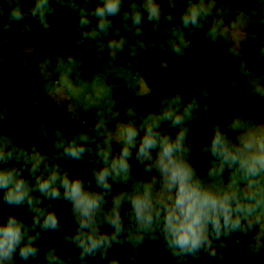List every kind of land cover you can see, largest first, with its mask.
I'll return each mask as SVG.
<instances>
[{
	"label": "clouds",
	"instance_id": "1",
	"mask_svg": "<svg viewBox=\"0 0 264 264\" xmlns=\"http://www.w3.org/2000/svg\"><path fill=\"white\" fill-rule=\"evenodd\" d=\"M64 7L76 14L67 22L78 19L76 30L90 42L89 50L113 60L126 48L133 58L155 50L145 22L159 32L165 20L174 19L164 15L159 0H131L127 6L126 0H98L91 11L66 0ZM5 9L9 25L19 24L20 34L32 33L30 20L45 32L52 28V0H32L27 8L21 0H2L0 13ZM215 9L216 0H194L180 16V27L194 33L213 18L208 40L226 37L228 29L214 18ZM89 17L98 23L93 26ZM10 42L5 35L0 48ZM187 47L183 39L159 44L162 54L181 58ZM229 53L239 60L242 80L236 85L246 83L250 101H264V68L249 63L238 49ZM257 58L264 65V47ZM79 64L73 57L61 61L59 79L45 85L48 93L79 95L70 79ZM20 67H28L27 59ZM208 95L188 98L177 92L157 111L138 116L133 107L120 111L98 93L86 130L33 125L50 145L26 146L0 135V203L5 206L0 264H74L71 255L60 254L63 248L78 250V264H93L97 257L121 264L114 254L129 248L131 264H139L149 245L158 249L151 254L155 264H167L169 254L176 264L205 256L229 264L245 240V251L264 260V123L214 120L206 142H199L194 124L210 111L204 103ZM11 111L0 110V120ZM206 157L208 167L202 170ZM82 163L90 174H80ZM56 235L60 239L41 258L43 244Z\"/></svg>",
	"mask_w": 264,
	"mask_h": 264
},
{
	"label": "rangeland",
	"instance_id": "2",
	"mask_svg": "<svg viewBox=\"0 0 264 264\" xmlns=\"http://www.w3.org/2000/svg\"><path fill=\"white\" fill-rule=\"evenodd\" d=\"M249 1L250 4L257 7L259 17L253 8L246 7L242 0H216L214 18L223 22L228 33L226 37H220L213 43L206 36L213 18H209L202 30H197L194 33L180 27V16L194 0H159L164 15L174 17L172 22L165 20L163 23L171 27L172 30H176L173 35L177 42L183 39L184 43L188 45L185 49L186 58L182 59L190 61L194 67H200L199 69L202 70V81L207 91L216 100L219 109L224 111L228 117L227 120L222 121V124L225 125L236 117L264 123V101H250L247 97L246 83H243V86L236 85L237 81L242 80L237 72L239 60L229 53L230 49H238L249 63H255L264 68V65L259 64L257 58L260 48L264 47V32H258L260 23L264 31V0ZM21 2L27 8L31 6L32 0H21ZM65 2L66 0H60V3H57V0H52L55 9L54 16L63 29H70L80 55H73L69 51L63 37L55 35L53 25L50 30L45 32L39 28L37 22L30 20L28 23L32 25V33L20 34L18 32L19 24L9 25L7 9L0 13V44H2L5 35L11 41L7 48H0V50L35 58L46 84H54L59 79L57 66L61 61L66 62L69 57L80 61L70 76L74 86L81 89L79 95L72 96L65 92L63 96H56L48 93L60 106L63 114L80 121L81 124L84 122L85 124L82 125L88 129L93 123L96 112L95 105L99 103L97 101L98 93L105 103L111 102L117 109L123 111L114 102L112 88L105 81L108 78H113L122 85L134 89L135 103L148 108L151 112L157 111L168 96L174 95L180 85L186 84L184 78H176L165 65H156L147 60L145 52H141L133 58L127 54L128 49L126 48L124 53L118 55L114 60L107 53L97 57L94 50H89L90 42L84 40L82 32L76 30L78 19H73L70 24L67 22L68 17L76 14L64 7ZM76 2L87 11H91L98 0H76ZM89 18L95 24L98 23L95 18ZM117 23L119 24V21ZM148 38L151 39L150 34ZM77 41L81 43L77 45ZM160 85H164L162 91L157 89ZM9 108L12 110L11 114L0 120V135L9 137L16 142L24 141L28 146L39 135L42 137L38 127H33V125L47 124L49 128L54 127L45 118L44 108L40 102L25 101L14 86L4 88L0 86V110ZM194 126L198 129L197 140L201 142L203 130L198 122ZM65 131L68 132V130ZM50 143V140H45L42 137L39 138L37 144L50 145ZM207 167L206 157L201 168L206 170ZM55 237L59 236H54L50 244H44L43 254L49 247L56 244ZM148 250L150 254L158 251L151 245ZM59 252L62 256L71 255L74 264H78L76 261L78 250L63 248L59 249ZM120 253L121 251L118 249L114 255L121 261V264H131L130 259L127 256L123 259ZM245 253L244 250L237 253L234 258L229 257V264H248L244 260ZM166 260L167 264H176L170 254ZM213 261L219 264V261ZM93 264H107V262L97 257ZM189 264H195V262L189 261Z\"/></svg>",
	"mask_w": 264,
	"mask_h": 264
},
{
	"label": "trees",
	"instance_id": "3",
	"mask_svg": "<svg viewBox=\"0 0 264 264\" xmlns=\"http://www.w3.org/2000/svg\"><path fill=\"white\" fill-rule=\"evenodd\" d=\"M246 7H252L253 11L256 12L259 17V12L256 6L250 4L249 0H242ZM127 3H131V0H126ZM50 23L54 27L55 35L62 36L67 44L69 51L73 55H80L77 50L75 40L73 35L68 29L67 32L58 24L57 19L54 15H50L48 17ZM148 32L151 36V40L156 43L155 50H149L145 52V58L150 60L152 63L156 65H165L167 64V68L170 72H172L176 78H184L186 80V84L180 85L177 92H182L188 98L193 95H200L202 92L207 91L204 82L202 81V70L200 67H194L193 64L188 60H183L181 57H175L171 52L161 53L159 44L161 41H166L168 39H175L173 35V31L171 27L167 24L162 23L160 25L159 32L152 31V25L145 22ZM92 25L96 24L92 22ZM258 32H264L262 29V24L260 23L258 26ZM27 59L28 67L21 68V61ZM6 61V62H5ZM106 83L112 88L113 91V99L114 102L121 108L125 109L127 107H133L138 116L144 115L145 113L151 112L148 108L144 106H139L135 103V90L122 85L119 81L108 78L105 80ZM45 80L43 79L38 62L35 58L30 56H25L21 54H16L13 52H5L0 50V86H14L17 88L19 94L22 98L27 102H40L42 107L44 108L45 118L50 124L54 126L59 123L61 127L68 131L74 130H86V127L81 124L80 121H76L72 119L70 116L62 113L60 106L56 103L54 99L48 94ZM158 91H162L164 89V85L158 86ZM176 92V93H177ZM208 92V91H207ZM208 96L204 98V103L211 105L210 111L199 114L198 124L200 128L203 130L201 134V142H206L207 135L211 133V129L213 127L214 120L216 122L222 123L228 119L226 113L219 109L218 103L211 94L208 92ZM39 137L36 138L30 145H36L38 143ZM80 174H90L89 166L86 163H82L80 165ZM2 196V194H0ZM5 206L3 203H0V214L3 213ZM0 222H2V216H0ZM56 241L60 239V237H55ZM47 243V242H45ZM44 243V244H45ZM43 244V248H44ZM49 243H47L48 245ZM247 246V241L245 240L243 245L237 246V253L244 251ZM43 248L40 253L41 258H43ZM121 251V257L127 256L130 257L131 250L129 248L119 249ZM66 257V256H65ZM244 260L248 264H264V260H261L256 257L250 256L247 252L244 255ZM35 264V262H33ZM139 264H155L154 261L151 260V254L148 248L142 249V257L139 261ZM195 264H216L215 261L210 260L209 257L202 258L200 261H195Z\"/></svg>",
	"mask_w": 264,
	"mask_h": 264
},
{
	"label": "built area",
	"instance_id": "4",
	"mask_svg": "<svg viewBox=\"0 0 264 264\" xmlns=\"http://www.w3.org/2000/svg\"><path fill=\"white\" fill-rule=\"evenodd\" d=\"M82 124H85L84 122Z\"/></svg>",
	"mask_w": 264,
	"mask_h": 264
}]
</instances>
